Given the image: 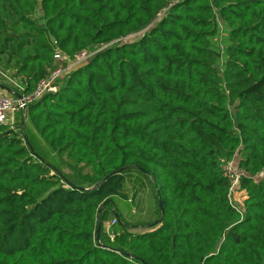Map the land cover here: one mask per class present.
Masks as SVG:
<instances>
[{
	"label": "trees",
	"instance_id": "1",
	"mask_svg": "<svg viewBox=\"0 0 264 264\" xmlns=\"http://www.w3.org/2000/svg\"><path fill=\"white\" fill-rule=\"evenodd\" d=\"M82 49L0 124V264H264V0H0V71L24 93ZM136 172L152 221L121 219Z\"/></svg>",
	"mask_w": 264,
	"mask_h": 264
},
{
	"label": "built area",
	"instance_id": "2",
	"mask_svg": "<svg viewBox=\"0 0 264 264\" xmlns=\"http://www.w3.org/2000/svg\"><path fill=\"white\" fill-rule=\"evenodd\" d=\"M180 0H173V2H178ZM96 51H91L88 49H82L74 53L72 58L64 57L60 54H54V59L59 61V65L50 72L45 78H42L38 83L36 88L30 93H24L25 88V78L19 77L14 78L10 77L9 74L1 72L0 74L3 78L9 81L14 88L19 92L15 97L0 96V124L9 125L14 127L15 125V113L18 110H25L26 106L42 97L48 92H56L58 90V80H61L63 76L68 72V69L76 64L82 63L89 59ZM67 61L68 65H61L62 62ZM21 79V81H19ZM222 170L225 176L230 180V188L228 192V198L230 203L238 211V207L234 204L233 194L235 192V187L239 182L240 178L245 176V172L241 168H236L234 159H230L223 164ZM264 175V170L259 172L256 175L251 176L252 178H259ZM116 222V219L113 218L110 222V226ZM114 233L111 231L109 237L112 239Z\"/></svg>",
	"mask_w": 264,
	"mask_h": 264
},
{
	"label": "rangeland",
	"instance_id": "3",
	"mask_svg": "<svg viewBox=\"0 0 264 264\" xmlns=\"http://www.w3.org/2000/svg\"><path fill=\"white\" fill-rule=\"evenodd\" d=\"M3 81V83L6 84L9 88H14V86L10 84L6 79H4ZM22 118L24 119L25 117ZM23 137L25 140H27L26 142L29 148L40 158L51 163L62 172L66 174L68 173L66 172L65 157L59 156L53 151V149L45 142L42 136L35 130V128L28 119L25 120ZM130 176L131 179H129V182L126 183V190H128L127 195L130 198V202L119 198L115 199L119 206V210L122 216L121 219L125 218L130 222H134L140 218L145 217V219L152 221L153 219H155V216H153V214L149 213L146 216V214L149 212V208L152 205L150 202V200H152L151 185L147 178H145L140 173H132ZM235 199L236 203L239 206L241 201L243 200V194L239 192L236 193ZM240 207L241 205L239 206V208ZM128 208H130V210ZM125 209H127V211H125ZM131 210L133 211V213L130 217L129 214ZM111 220L112 218L109 217V223L111 222Z\"/></svg>",
	"mask_w": 264,
	"mask_h": 264
},
{
	"label": "crops",
	"instance_id": "4",
	"mask_svg": "<svg viewBox=\"0 0 264 264\" xmlns=\"http://www.w3.org/2000/svg\"><path fill=\"white\" fill-rule=\"evenodd\" d=\"M19 81H21V79ZM3 82H4L3 79L0 77V96L15 97L16 94L19 93L15 88H9ZM24 122H25V120H24ZM128 201L130 202V199H128ZM128 209H130V208H128ZM125 211H127V209H125ZM131 212L133 213L132 210H131ZM131 212L129 214L130 217L132 216V213ZM103 227H104L103 228L104 229V232L109 235V233L112 231V228L110 227V223H109L108 220L104 221Z\"/></svg>",
	"mask_w": 264,
	"mask_h": 264
},
{
	"label": "water",
	"instance_id": "5",
	"mask_svg": "<svg viewBox=\"0 0 264 264\" xmlns=\"http://www.w3.org/2000/svg\"><path fill=\"white\" fill-rule=\"evenodd\" d=\"M40 14H42V12L40 13ZM124 168H120L119 170L121 171V170H123ZM159 207H160V210L162 211V201L161 200H159ZM132 213V212H131ZM98 229H99V227H98ZM97 238H98V234H97Z\"/></svg>",
	"mask_w": 264,
	"mask_h": 264
}]
</instances>
